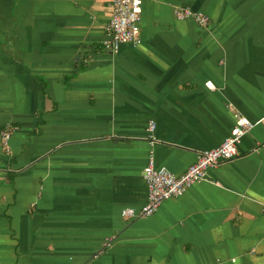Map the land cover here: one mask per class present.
<instances>
[{"label":"crops","instance_id":"obj_1","mask_svg":"<svg viewBox=\"0 0 264 264\" xmlns=\"http://www.w3.org/2000/svg\"><path fill=\"white\" fill-rule=\"evenodd\" d=\"M110 17L109 0H0V264H264V124L152 216L120 215L146 202L149 152L180 176L235 114L264 119V0H141L140 42L114 54Z\"/></svg>","mask_w":264,"mask_h":264},{"label":"built area","instance_id":"obj_2","mask_svg":"<svg viewBox=\"0 0 264 264\" xmlns=\"http://www.w3.org/2000/svg\"><path fill=\"white\" fill-rule=\"evenodd\" d=\"M109 8L111 17L104 29L103 46L107 52L114 54L121 45L140 42L141 0H109ZM173 17L178 21L191 20L203 27L208 23L207 16L186 8L173 10ZM258 124H264V119L252 123L235 114L234 126L229 136L218 147L200 152L196 161L180 176H174L164 168H155L152 154L149 152L146 167L143 169L147 189L146 202L138 210L123 209L121 217L127 221L148 218L155 214L163 202L183 196L191 186L207 178L209 169L234 160L241 138ZM154 129L155 124L150 121L146 128L150 145L156 141ZM13 130L5 129L0 135L1 149L5 154L10 153L9 141Z\"/></svg>","mask_w":264,"mask_h":264}]
</instances>
